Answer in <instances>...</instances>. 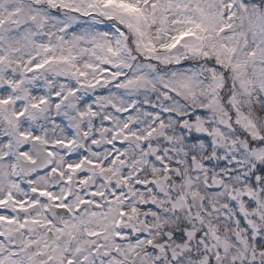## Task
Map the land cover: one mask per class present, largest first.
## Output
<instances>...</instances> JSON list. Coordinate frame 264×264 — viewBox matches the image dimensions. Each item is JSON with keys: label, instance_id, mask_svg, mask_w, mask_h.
<instances>
[{"label": "snow or ice", "instance_id": "obj_1", "mask_svg": "<svg viewBox=\"0 0 264 264\" xmlns=\"http://www.w3.org/2000/svg\"><path fill=\"white\" fill-rule=\"evenodd\" d=\"M0 264H264V0H0Z\"/></svg>", "mask_w": 264, "mask_h": 264}]
</instances>
